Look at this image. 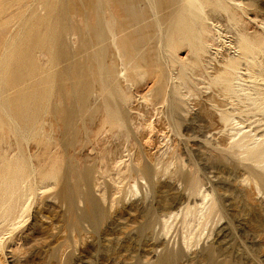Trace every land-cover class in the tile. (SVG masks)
<instances>
[{"label": "rangeland", "instance_id": "374dc122", "mask_svg": "<svg viewBox=\"0 0 264 264\" xmlns=\"http://www.w3.org/2000/svg\"><path fill=\"white\" fill-rule=\"evenodd\" d=\"M137 4L140 22L111 6L120 45L107 30L109 104L95 92L83 99L101 84L82 18L67 48L27 50L22 69L11 67V120L0 108V264H264V112L236 107L208 80L242 67V53L264 52V0L207 7L201 63L176 46L184 69L159 49L149 6ZM122 22L138 27L124 32ZM22 95L30 114L19 113ZM89 200L95 223L83 215ZM145 222L154 224L146 233Z\"/></svg>", "mask_w": 264, "mask_h": 264}, {"label": "bare ground", "instance_id": "6f19581e", "mask_svg": "<svg viewBox=\"0 0 264 264\" xmlns=\"http://www.w3.org/2000/svg\"><path fill=\"white\" fill-rule=\"evenodd\" d=\"M144 1L149 6L154 17V27L157 31L159 49L167 55H170L171 62H176L181 65V69H184L182 64L178 63L175 58L177 52L176 46H178V44L186 45L192 54L193 65H199L210 38L204 27L206 16L205 9L210 7L215 12H228L230 9L229 4L234 0ZM113 4L123 7L130 20L132 18V20L134 19L140 22L137 0H0V35L3 34L6 37L2 42L3 53L0 57V108L9 119L11 118V113H9L10 109H8L9 105L11 106L9 95L11 91V67L16 65L18 69H22V63L27 50L31 51L33 48H42L50 52L67 48V46H69L66 44L67 40H70L73 35L74 37L77 34L79 35L78 32L81 28L75 26L77 18L83 19L84 24L82 31L91 35L90 43L96 47L92 55L94 60H96V70L98 71V76H100V78H98L101 84L98 90H93L89 93L85 90L84 93L86 96H84L83 99L86 101L85 103H87L95 92L94 96L104 97L106 104H109L108 95L111 91L107 89L106 82L114 73V63L109 64L107 62L108 60L106 61V54L108 51H106L107 45L104 44V40L107 30L111 35L113 45L117 48H119L120 45V41L118 42L115 40V33L112 30L114 29L113 26L115 23L119 22L111 18V6H113ZM41 12L44 13L42 14ZM91 18L95 20L94 24L89 22V19L92 20ZM136 26L138 27V24H131L127 28L123 23L120 24L119 28L121 31L126 32L128 29H135ZM177 38H179V41ZM77 43H79L80 46V44H84V40L78 38ZM244 45L245 42L242 39L241 49L242 46L244 48ZM62 54L66 55L64 51ZM262 54H264V52H259L255 57H247L246 54L242 53V67L236 68L234 66L235 64L232 63L226 66L223 72L214 77H209V82L212 84H219L220 90L224 95L232 99L233 103H237L236 107L243 110L264 112V66H262L264 55ZM77 55L78 53L74 54L73 57ZM122 56H125V54L123 53ZM50 62L52 63L53 60H50ZM51 63L50 66L53 67L54 65ZM119 63L120 62H118V64ZM26 71L27 75L34 73L30 67H27ZM45 72L50 73L51 69L48 68ZM117 74L119 76V73ZM179 86H181V84ZM6 93L8 94L7 96L5 95ZM34 108L31 98L27 95H22L19 113L25 115L30 114L31 109ZM112 110L107 109V115L113 119L117 114L114 115ZM225 119H228V117H225ZM228 121H230V119H228ZM18 131H20L19 133L22 136L26 133L24 131L23 133L21 129ZM254 156L255 158H259L260 152L258 150L254 151ZM33 189L32 192L35 191ZM21 190V197L23 204H25L31 191L27 188L26 184L22 186ZM89 201L90 203L87 204L86 210H83V215L87 216L86 213L91 215V217L87 216L86 218H88L90 222L95 223L97 220L96 217L90 214V212H87L88 209L90 210V204H92V200ZM69 202H72V199L69 200ZM189 211H186L184 216L183 225L185 228L189 227L192 223ZM174 217H176V215L173 216V218ZM171 219L172 217H168L164 222L167 223ZM153 227L154 224L152 225L145 222L140 226V230L146 233ZM187 240L188 238L185 236L183 242L188 244ZM165 261L166 260L163 259L161 264H164Z\"/></svg>", "mask_w": 264, "mask_h": 264}]
</instances>
